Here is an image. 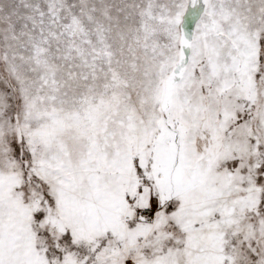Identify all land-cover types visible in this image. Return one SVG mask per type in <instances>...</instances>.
Returning <instances> with one entry per match:
<instances>
[{"label":"snow or ice","instance_id":"1","mask_svg":"<svg viewBox=\"0 0 264 264\" xmlns=\"http://www.w3.org/2000/svg\"><path fill=\"white\" fill-rule=\"evenodd\" d=\"M0 264H264V0H0Z\"/></svg>","mask_w":264,"mask_h":264}]
</instances>
